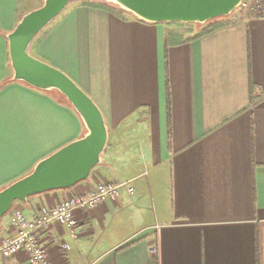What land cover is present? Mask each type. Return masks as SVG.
Masks as SVG:
<instances>
[{
	"label": "crops",
	"instance_id": "0c3cea01",
	"mask_svg": "<svg viewBox=\"0 0 264 264\" xmlns=\"http://www.w3.org/2000/svg\"><path fill=\"white\" fill-rule=\"evenodd\" d=\"M44 1L0 0V191L86 134L65 98L13 80L8 36ZM225 21L194 39L195 25L187 38L191 25L74 0L33 41L29 54L97 105L108 142L88 181L14 207L35 220L102 183L135 190L75 211L76 237L57 223L41 232L52 264H264V98L250 94L264 95V19ZM15 235L10 212L0 243Z\"/></svg>",
	"mask_w": 264,
	"mask_h": 264
},
{
	"label": "water",
	"instance_id": "95a60500",
	"mask_svg": "<svg viewBox=\"0 0 264 264\" xmlns=\"http://www.w3.org/2000/svg\"><path fill=\"white\" fill-rule=\"evenodd\" d=\"M74 0H45L23 17L8 36L13 80L45 92L62 95L81 118L86 134L81 139L42 160L26 177L0 191L2 220L17 202L32 197L68 191L90 179L101 164L108 142L104 117L92 99L66 74L29 54L36 37ZM148 24L181 23L205 25L231 16L244 0H106Z\"/></svg>",
	"mask_w": 264,
	"mask_h": 264
},
{
	"label": "built area",
	"instance_id": "2783aa9c",
	"mask_svg": "<svg viewBox=\"0 0 264 264\" xmlns=\"http://www.w3.org/2000/svg\"><path fill=\"white\" fill-rule=\"evenodd\" d=\"M242 17L264 19V0H244L227 19L236 23ZM124 188L128 189L129 194L135 192L134 188L125 183H102L88 192L71 194L60 203L43 211L35 220L27 219L19 208L13 207L11 226L16 231V235L1 241L0 255L4 258H11L18 253L25 252L30 256L31 264H52L41 243V232L46 230L50 224L57 223L67 227L74 234L78 226L74 216L75 211L83 208H97L106 198L117 200ZM73 237H76L75 234ZM62 249L70 251L71 247L64 244Z\"/></svg>",
	"mask_w": 264,
	"mask_h": 264
},
{
	"label": "trees",
	"instance_id": "16d2710c",
	"mask_svg": "<svg viewBox=\"0 0 264 264\" xmlns=\"http://www.w3.org/2000/svg\"><path fill=\"white\" fill-rule=\"evenodd\" d=\"M226 19H217V20L211 21V22H209V23H207L205 25H195L198 28L199 34L194 39H199V38H201L203 36L209 35V34L215 32V31H217V30H219L221 28L226 27L228 25V23H229V22L225 21ZM56 94L61 96V97H63L59 93H56ZM250 94H251L252 105H255V104L261 102L263 100V98H264V95H260L257 92L256 87H254L253 85H251ZM168 104H169V119H170V98H169V95H168ZM258 255H259V253H258Z\"/></svg>",
	"mask_w": 264,
	"mask_h": 264
},
{
	"label": "rangeland",
	"instance_id": "374dc122",
	"mask_svg": "<svg viewBox=\"0 0 264 264\" xmlns=\"http://www.w3.org/2000/svg\"><path fill=\"white\" fill-rule=\"evenodd\" d=\"M186 29H188L187 31L189 32L187 35H186V37L187 38H192V37H194L197 33L195 32V26L193 25H191V26H187V28Z\"/></svg>",
	"mask_w": 264,
	"mask_h": 264
}]
</instances>
